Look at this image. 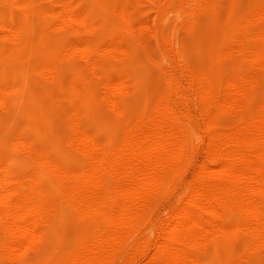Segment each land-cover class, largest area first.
Here are the masks:
<instances>
[{
	"label": "bare ground",
	"instance_id": "obj_1",
	"mask_svg": "<svg viewBox=\"0 0 264 264\" xmlns=\"http://www.w3.org/2000/svg\"><path fill=\"white\" fill-rule=\"evenodd\" d=\"M0 133V264H264V0H0Z\"/></svg>",
	"mask_w": 264,
	"mask_h": 264
},
{
	"label": "rangeland",
	"instance_id": "obj_2",
	"mask_svg": "<svg viewBox=\"0 0 264 264\" xmlns=\"http://www.w3.org/2000/svg\"><path fill=\"white\" fill-rule=\"evenodd\" d=\"M222 24L219 25H215L214 27H209L208 29H206L205 31H201L193 40L194 41V46L192 49V54L194 59H197L199 61H206L210 58V56L212 55V53H214L215 49H216V45L219 39V30L221 29ZM36 54L32 53V57L31 60L28 63H20L18 64V69L21 70L22 73H24L27 79V71L30 68L31 64L33 62H35L34 60L37 59V56H35ZM34 93H36V90H33ZM40 103L44 106L43 108H45L44 110V114L45 115H49V120H50V124H51V128H55L57 129L58 125H59V119L56 113V109L50 105V103L48 102V100H39ZM51 106V107H50ZM195 143L197 144L198 142L195 141ZM5 144V135L3 133H0V152L3 149V146ZM202 153H198L196 156V159L199 160L201 158ZM179 191V190H178ZM177 193H173L170 197V201H173L176 197ZM164 205H161L160 207H158V210L156 212L157 215H162L164 214ZM65 237L63 239H61L60 243L65 244ZM26 264H37V260L30 258L27 260Z\"/></svg>",
	"mask_w": 264,
	"mask_h": 264
}]
</instances>
